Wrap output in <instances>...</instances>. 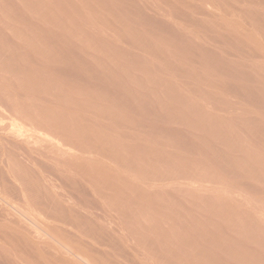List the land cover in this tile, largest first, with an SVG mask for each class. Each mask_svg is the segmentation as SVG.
Instances as JSON below:
<instances>
[{
    "label": "rangeland",
    "instance_id": "rangeland-1",
    "mask_svg": "<svg viewBox=\"0 0 264 264\" xmlns=\"http://www.w3.org/2000/svg\"><path fill=\"white\" fill-rule=\"evenodd\" d=\"M0 211V264H264V0H0Z\"/></svg>",
    "mask_w": 264,
    "mask_h": 264
},
{
    "label": "bare ground",
    "instance_id": "bare-ground-1",
    "mask_svg": "<svg viewBox=\"0 0 264 264\" xmlns=\"http://www.w3.org/2000/svg\"><path fill=\"white\" fill-rule=\"evenodd\" d=\"M115 1V0H114ZM124 1V0H123ZM132 1V0H131ZM196 1V0H195ZM212 1V0H211ZM256 1V0H255ZM259 1V0H258ZM136 2V1H135ZM221 3V2H220ZM219 3V4H220ZM254 3H256V2H254ZM224 4V3H223ZM260 4V3H259ZM149 5V4H148ZM209 6V5H208ZM212 6V5H211ZM188 7V6H187ZM196 7H199V6H196ZM207 7V6H206ZM205 7V8H206ZM216 7V6H215ZM224 7V6H223ZM200 8V7H199ZM134 9V8H133ZM138 9V8H137ZM226 9V8H225ZM224 9V10H225ZM193 12V11H192ZM195 12V11H194ZM201 13H202V10H201ZM260 13V12H259ZM196 14V13H195ZM141 15V14H140ZM262 15V14H261ZM173 16V15H172ZM190 16V15H189ZM147 17V16H146ZM148 18V17H147ZM213 18V17H212ZM151 19V18H150ZM197 20H199V19H197ZM206 20V19H205ZM210 21V20H209ZM182 23V22H181ZM169 24V23H168ZM217 24V23H216ZM192 25V24H191ZM222 25V24H221ZM224 26V25H223ZM172 28V27H171ZM169 29V28H168ZM168 31V30H167ZM211 34V33H210ZM222 34V33H221ZM198 35V34H197ZM233 35V34H232ZM238 35V34H237ZM178 36V35H177ZM203 37H204V35H203ZM201 38V37H200ZM210 38V37H209ZM238 38V37H237ZM204 39V38H203ZM241 40V39H240ZM232 42V41H231ZM236 45V44H235ZM193 46H194V44H193ZM241 50V49H240ZM191 51V50H190ZM202 52V51H201ZM244 52V51H243ZM225 53V52H224ZM239 53V52H238ZM248 54V53H247ZM257 54V53H256ZM232 55V54H231ZM260 55V54H259ZM258 55V56H259ZM243 56V55H242ZM209 57V56H208ZM222 57V56H221ZM224 57V56H223ZM254 57V56H253ZM257 57V56H256ZM252 58V57H251ZM213 59V58H212ZM214 60V59H213ZM236 60V59H235ZM210 62V61H209ZM214 62V61H213ZM233 62V61H232ZM218 63V62H217ZM224 63H226V62H224ZM234 64V63H233ZM262 64V63H261ZM226 65V64H225ZM220 66V65H219ZM227 66H229V65H227ZM254 66V65H253ZM240 67H241V65H240ZM247 67V66H246ZM255 68V67H254ZM156 69H157V67H156ZM213 69V68H212ZM235 69V68H234ZM260 71H261V69H260ZM263 72V71H262ZM246 73V72H245ZM253 73V72H252ZM222 75V74H221ZM239 75V74H238ZM246 75H248V74H246ZM247 78V77H246ZM251 78V77H250ZM255 79V78H254ZM257 80V79H256ZM175 81V80H174ZM229 82V81H228ZM229 86V85H228ZM235 86V85H234ZM236 88V87H235ZM238 90V89H237ZM240 92V91H239ZM238 92V93H239ZM241 93V92H240ZM254 94V93H253ZM241 96V95H240ZM244 96V95H243ZM247 101V100H246ZM17 122V121H16ZM20 124V123H19ZM22 126V125H21ZM21 126H19V125H15V124H11V127H12V129L14 128L15 129V134H17V136H15V134H14V138L16 139H19V136H20V138L22 137V139H20V140H22V142L23 141H25V142H28V141H26L25 139L23 140V138H24V136H25V133H24V131L22 130V128H20ZM101 130V129H100ZM12 131V130H11ZM26 131V130H25ZM36 131V130H35ZM9 134V133H8ZM11 134V133H10ZM27 136V135H26ZM44 137V136H43ZM29 138V137H28ZM39 138V137H38ZM116 138V137H115ZM16 139V140H17ZM36 139V138H35ZM19 140V141H20ZM48 140V139H47ZM51 140V139H50ZM54 141V140H53ZM37 142H38V140H35L34 141V143L35 144H37ZM52 145V144H51ZM7 149V148H6ZM35 149H37V148H35ZM43 149V148H42ZM64 150V149H63ZM63 150H62V152H63ZM41 151V150H40ZM39 151H37V153H38ZM47 152V151H46ZM6 153V152H5ZM41 153V152H40ZM39 153V154H40ZM81 153V152H80ZM85 154V153H84ZM55 156V155H54ZM31 160V159H30ZM65 160V159H64ZM110 160V159H109ZM59 161V160H58ZM34 163H36V162H34ZM110 163V162H109ZM117 163V162H116ZM31 164V163H30ZM118 165V164H117ZM127 165V164H126ZM125 165V166H126ZM81 166V165H80ZM102 166V165H101ZM119 166V165H118ZM121 166V165H120ZM48 168V167H47ZM81 168V167H80ZM76 169V168H75ZM108 169V168H107ZM128 169V168H127ZM34 170V169H33ZM43 170V169H42ZM31 171V170H30ZM45 171V170H44ZM81 171V170H80ZM97 171V170H96ZM32 172V171H31ZM57 172V171H56ZM84 172V171H83ZM59 173V172H58ZM33 174H35V173H33ZM55 175V174H54ZM73 175V174H72ZM85 175V174H84ZM43 179V178H42ZM67 181V180H66ZM19 182V181H18ZM49 186H50V184H49ZM55 186V185H54ZM53 186V187H54ZM52 187V186H51ZM56 187V186H55ZM43 188V187H42ZM27 189V188H26ZM51 189V188H50ZM54 189V188H53ZM30 190V189H29ZM55 190V189H54ZM218 190V189H217ZM41 191V190H40ZM47 191V190H46ZM86 191V190H85ZM13 192V191H12ZM49 192V191H48ZM47 193V192H46ZM41 194V193H40ZM71 194V193H70ZM62 195V194H61ZM58 196V195H57ZM60 196V195H59ZM99 196V195H98ZM24 197V196H23ZM67 197V196H66ZM65 197V198H66ZM29 198V197H28ZM99 198V197H98ZM66 200V199H65ZM84 200V199H83ZM95 200V199H94ZM19 201V200H18ZM25 201V200H24ZM23 201V202H24ZM96 202V201H95ZM7 203V202H6ZM5 203V204H6ZM16 203V202H15ZM65 203V202H64ZM18 204V203H17ZM25 204V203H24ZM8 205V204H7ZM36 205V204H35ZM65 205V204H64ZM90 205V204H89ZM42 206V205H41ZM108 208V207H107ZM32 209V208H31ZM38 209V208H37ZM37 209H34V210H37ZM46 209V208H45ZM27 210V209H26ZM39 210V209H38ZM42 210V209H41ZM40 210V211H41ZM106 210H108V209H106ZM24 211V210H23ZM32 211V210H31ZM62 211V210H61ZM100 211V210H99ZM98 211V212H99ZM1 212V211H0ZM19 212V211H18ZM26 212V211H25ZM28 212V211H27ZM33 212V211H32ZM42 212V211H41ZM55 212V211H54ZM59 212V211H58ZM57 212V213H58ZM65 212V211H64ZM29 213V212H28ZM43 213V212H42ZM116 213V212H115ZM18 214H20V213H17V215ZM35 214V213H34ZM13 215H15V214H13ZM20 215H22V214H20ZM36 215V214H35ZM39 215H40V217H41V213H39ZM43 215V214H42ZM1 216V215H0ZM23 216V215H22ZM37 216V215H36ZM45 216V215H44ZM3 217V216H2ZM20 217V216H19ZM34 217V216H33ZM39 217V218H40ZM47 217V216H46ZM51 217V216H50ZM99 217V216H98ZM26 218V220L28 219L27 217H25ZM38 218V217H37ZM62 218V217H61ZM67 218V217H66ZM7 219V218H6ZM10 219V218H9ZM24 219V218H23ZM63 219V218H62ZM97 219V218H96ZM25 220V221H26ZM95 220V219H94ZM21 221V220H20ZM28 221V220H27ZM38 221V220H37ZM44 221V220H43ZM57 221V220H56ZM55 221V222H56ZM65 221V220H64ZM67 221V220H66ZM68 221H70L69 219H68ZM72 221V220H71ZM80 221H83V220H80ZM16 222H17V220H16ZM15 222V223H16ZM39 222H40V220H39ZM61 222V221H60ZM10 223V222H9ZM14 223V222H13ZM31 223V222H30ZM75 223V222H74ZM100 223V222H99ZM23 224V223H22ZM24 224H26V223H24ZM32 224V223H31ZM30 224V225H31ZM41 224V223H40ZM46 224H48V223H46ZM66 224V223H65ZM80 224V223H79ZM21 225V224H20ZM59 225V224H58ZM105 225V224H104ZM18 226V225H17ZM27 226L28 225H26V228H27ZM34 226V225H33ZM32 225H31V227H33ZM49 226V225H48ZM74 226V225H73ZM81 226V225H80ZM8 227V226H7ZM15 227V226H14ZM22 227V226H21ZM35 227H36V224H35ZM6 228V227H5ZM24 228H25V225H24ZM37 228L40 230V228L37 226ZM36 228V229H37ZM46 228V227H45ZM87 228V227H86ZM89 228V227H88ZM19 229V228H18ZM22 229V228H21ZM28 229V228H27ZM65 229V228H64ZM71 229V228H70ZM3 230V229H2ZM6 230V229H5ZM80 230V229H79ZM108 230V229H107ZM9 231V230H8ZM12 231V230H11ZM26 231V230H25ZM34 231H35V229H34ZM75 231V230H74ZM88 231V230H87ZM110 231H112V230H110ZM117 231V230H116ZM2 233H4V231H1ZM15 232V231H14ZM39 232H41V231H39ZM53 232V231H52ZM67 232V231H66ZM71 232V231H70ZM73 232V231H72ZM82 232V231H81ZM5 233H6V231H5ZM34 233V232H33ZM35 233H37V231H35ZM41 233H45V232H41ZM55 233V232H54ZM8 234V233H7ZM109 234V233H108ZM6 235V234H5ZM12 235V234H11ZM13 235H14V233H13ZM26 235V234H25ZM39 235H43V234H39ZM72 235V234H71ZM73 235H75V234H73ZM89 235V234H88ZM116 235V234H115ZM17 236H19V235H17ZM34 236V235H33ZM57 236V235H56ZM82 236V235H81ZM100 236V235H99ZM98 236V237H99ZM1 237V236H0ZM7 237V236H6ZM10 237V236H9ZM38 237V236H37ZM85 237H86V235H85ZM88 237V236H87ZM16 238V237H15ZM14 238V239H15ZM19 238V237H18ZM33 238V237H32ZM75 238H77V237H75ZM7 239V238H6ZM13 239V240H14ZM37 239V238H36ZM41 239V238H40ZM66 239H67V237H66ZM35 240V239H34ZM38 240V239H37ZM2 241V240H1ZM24 241V240H23ZM75 241V240H74ZM86 241V240H85ZM19 242H20V238H19ZM82 242H83V240H82ZM98 242V241H97ZM96 242V243H97ZM132 242V241H131ZM16 243V242H15ZM68 243V242H67ZM6 244V243H5ZM10 244V243H9ZM8 244V245H9ZM18 244V243H17ZM92 244V243H91ZM31 245V244H30ZM39 245V244H38ZM89 245H90V243H89ZM94 245V244H93ZM112 245V244H111ZM118 245V244H117ZM7 246V245H6ZM11 246V245H10ZM29 246V245H28ZM89 247V246H88ZM101 247V246H100ZM111 247V246H110ZM37 248V247H36ZM44 248V247H43ZM52 248V247H51ZM108 248V247H107ZM112 248V247H111ZM26 249V248H25ZM34 249H35V247H34ZM94 249V248H93ZM16 250V249H15ZM29 250V249H28ZM45 250V249H44ZM67 250V249H66ZM34 251V250H33ZM105 251V250H104ZM1 252V251H0ZM21 253V252H20ZM50 253V252H49ZM61 253V252H60ZM70 253V252H69ZM105 253H107V252H105ZM4 255V254H3ZM6 255V254H5ZM112 255V254H111ZM119 255V254H118ZM46 256H48V255H46ZM69 256V255H68ZM4 258V257H3ZM152 258V257H151ZM1 259V258H0ZM63 260V259H62ZM128 260V259H127ZM5 261V260H4ZM61 261V260H60ZM146 261V260H145ZM62 262V261H61ZM33 264V263H32ZM69 264V263H68Z\"/></svg>",
    "mask_w": 264,
    "mask_h": 264
}]
</instances>
